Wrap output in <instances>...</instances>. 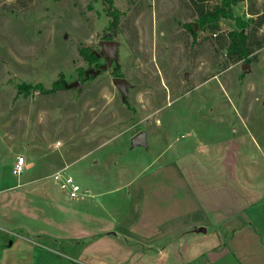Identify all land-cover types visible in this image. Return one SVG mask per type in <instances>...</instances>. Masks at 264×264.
Segmentation results:
<instances>
[{
    "label": "rangeland",
    "instance_id": "rangeland-1",
    "mask_svg": "<svg viewBox=\"0 0 264 264\" xmlns=\"http://www.w3.org/2000/svg\"><path fill=\"white\" fill-rule=\"evenodd\" d=\"M111 1L120 12L114 28L103 0H0V219L21 223H0V264L6 254L9 264H78L77 249L152 264L154 256L132 249L133 240L121 238V247L78 226L55 243L29 232L54 218L65 228L70 218L99 214L91 202L128 223L149 210L181 213L182 199L236 210L235 223L249 216L264 222V43L251 62L233 61L222 37L232 20L221 19L215 36L190 29L197 16L189 0ZM233 13L252 18L244 31L256 48L264 0H243ZM108 38L117 42L109 61L99 56ZM79 49L98 62L88 65ZM114 77L129 84L125 98ZM55 82L63 88L53 93L33 88L48 91ZM20 84L30 87L27 95ZM140 131L145 143L135 144ZM20 155L25 170L14 177ZM63 169L87 196L61 194L51 176ZM100 191L104 197H91ZM85 199L91 208H69ZM182 254L176 248L171 261L180 264Z\"/></svg>",
    "mask_w": 264,
    "mask_h": 264
},
{
    "label": "crops",
    "instance_id": "crops-1",
    "mask_svg": "<svg viewBox=\"0 0 264 264\" xmlns=\"http://www.w3.org/2000/svg\"><path fill=\"white\" fill-rule=\"evenodd\" d=\"M212 159L213 161L219 160V155ZM251 170L248 168L250 173ZM234 173L237 175L236 171ZM239 175L241 174L239 173ZM103 194L105 193L100 191L91 197L101 198L104 197ZM194 200L184 201L182 199L181 213L178 211L176 215H172V212L168 214L167 211L155 215L152 210H149L148 215L134 216L135 218L130 223L126 221L125 217H114L109 214L111 217L107 213H103L104 206H101L103 203L91 202L95 208L101 209L99 214L86 218L79 216L74 218L73 222L70 218L65 228L61 227L64 223L60 222L62 218H54L52 226L44 225V229L39 230L41 226L36 225L32 228L29 227V232L41 233L47 240L58 238V241H62L63 238L73 237V232H70V229L77 230L75 226H78L86 234L112 240L117 245L120 243L121 247H124V243L120 242L121 238L133 240L136 241V244L131 245L132 249L136 248L142 255L154 256L153 259H150L152 264H175L171 260H173L172 257L178 247L183 251L180 264H264V222L253 220L252 216H249L235 223V218L238 217L232 214H235L236 210L227 213L225 208L220 205L219 207L214 206L210 201L204 205V203ZM73 206L74 208H82L81 206H85L84 209L91 208L86 199L77 201L69 208L73 209ZM140 211L144 214V210ZM65 219L67 220V218ZM0 223L4 227L10 226V228L13 225L15 227L16 224L21 226L18 221L8 222V220L0 219ZM42 224L44 223L42 222ZM260 228L262 233L258 232ZM8 231L10 233V230ZM53 242L55 243L54 240ZM0 243L2 244L1 239ZM74 253L76 256L70 254L73 258L76 257L75 262L78 264H119L118 259L115 260L111 256L105 260L93 256V253L81 255L78 249L74 250ZM80 255L83 258H78ZM11 261V259L8 260V254H6L3 263L9 264Z\"/></svg>",
    "mask_w": 264,
    "mask_h": 264
},
{
    "label": "trees",
    "instance_id": "trees-1",
    "mask_svg": "<svg viewBox=\"0 0 264 264\" xmlns=\"http://www.w3.org/2000/svg\"><path fill=\"white\" fill-rule=\"evenodd\" d=\"M103 1L108 4L107 13L110 16V28H114L118 23L120 12L113 8L111 0ZM189 1L192 5L194 13L197 16L195 25H189L190 29L192 27L197 28L199 31H209L217 36L216 33L220 31V20H232L234 22V29L227 32L226 35H222L225 41L226 56L233 61L251 62L253 60V57L251 58L250 56L258 47L261 46L262 43H264V38L257 42L256 48L253 47L249 41L247 33L244 31L245 28L249 26V23L252 22V18L247 19L246 21L242 17L234 15L233 7L243 2V0H221L220 3L211 6L208 3L209 0ZM78 53L86 61V63H88V65L93 63L96 64L98 62L99 57L87 49H79ZM79 74L82 76L83 80L89 78L85 76V73L82 70L79 71ZM58 86V82H55L52 85V89L48 91L44 90L40 85H36L33 88L42 93H53L57 90ZM17 89L20 93L27 95L30 87L20 84L17 86Z\"/></svg>",
    "mask_w": 264,
    "mask_h": 264
},
{
    "label": "built area",
    "instance_id": "built-area-1",
    "mask_svg": "<svg viewBox=\"0 0 264 264\" xmlns=\"http://www.w3.org/2000/svg\"><path fill=\"white\" fill-rule=\"evenodd\" d=\"M26 159L24 156H18L15 158L11 169V175L14 177H20L25 170ZM53 181L57 184L61 194L68 200H76L85 191H82L80 186L75 182L74 178L65 173V170H59L52 176Z\"/></svg>",
    "mask_w": 264,
    "mask_h": 264
},
{
    "label": "water",
    "instance_id": "water-1",
    "mask_svg": "<svg viewBox=\"0 0 264 264\" xmlns=\"http://www.w3.org/2000/svg\"><path fill=\"white\" fill-rule=\"evenodd\" d=\"M106 36H110V35H106ZM101 45V51H100V55H105V58L109 61V59L111 57L115 56V52H116V48H117V42L114 40H102L100 42ZM98 56V55H97ZM107 65L104 64L102 65V69H106ZM91 73H94L95 75L98 74L100 72V69L96 70L95 72L90 71ZM87 76V74L85 75ZM112 83L113 85L120 91L122 98H125L127 95V88L129 87V84L122 78L119 77H114L112 79ZM80 83L79 82H75L73 84H71L70 86H76V87H80ZM144 132L140 131L138 132L134 137H133V141L135 144H144Z\"/></svg>",
    "mask_w": 264,
    "mask_h": 264
},
{
    "label": "flooded vegetation",
    "instance_id": "flooded-vegetation-1",
    "mask_svg": "<svg viewBox=\"0 0 264 264\" xmlns=\"http://www.w3.org/2000/svg\"><path fill=\"white\" fill-rule=\"evenodd\" d=\"M107 37H109V36H107ZM106 40H111V39L108 38V39H106Z\"/></svg>",
    "mask_w": 264,
    "mask_h": 264
}]
</instances>
